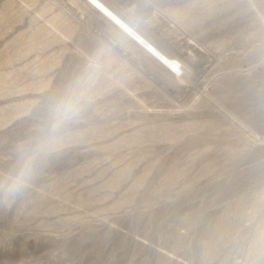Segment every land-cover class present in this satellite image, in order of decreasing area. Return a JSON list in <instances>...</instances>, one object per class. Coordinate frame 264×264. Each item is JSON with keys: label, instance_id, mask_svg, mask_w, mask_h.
Masks as SVG:
<instances>
[{"label": "rangeland", "instance_id": "374dc122", "mask_svg": "<svg viewBox=\"0 0 264 264\" xmlns=\"http://www.w3.org/2000/svg\"><path fill=\"white\" fill-rule=\"evenodd\" d=\"M0 0V264H264V0ZM91 102L14 196L17 148Z\"/></svg>", "mask_w": 264, "mask_h": 264}, {"label": "clouds", "instance_id": "9594fccd", "mask_svg": "<svg viewBox=\"0 0 264 264\" xmlns=\"http://www.w3.org/2000/svg\"><path fill=\"white\" fill-rule=\"evenodd\" d=\"M93 76L85 73L70 83L52 103L50 125L44 134L18 145V160L14 171L6 181L8 195L14 196L25 189L35 172L45 160L57 150V134L68 123L77 119L91 102Z\"/></svg>", "mask_w": 264, "mask_h": 264}, {"label": "bare ground", "instance_id": "6f19581e", "mask_svg": "<svg viewBox=\"0 0 264 264\" xmlns=\"http://www.w3.org/2000/svg\"><path fill=\"white\" fill-rule=\"evenodd\" d=\"M104 17H106L114 26L118 27L129 38L134 40L141 48H143L152 58H154L162 67L169 70L172 74L174 68L182 73V64L170 55H167L158 49L152 42L141 35L127 22H125L117 13H115L103 0H85Z\"/></svg>", "mask_w": 264, "mask_h": 264}, {"label": "crops", "instance_id": "0c3cea01", "mask_svg": "<svg viewBox=\"0 0 264 264\" xmlns=\"http://www.w3.org/2000/svg\"><path fill=\"white\" fill-rule=\"evenodd\" d=\"M41 2H52L54 4H56L57 6H59L60 4L64 5L65 4V0H41Z\"/></svg>", "mask_w": 264, "mask_h": 264}]
</instances>
